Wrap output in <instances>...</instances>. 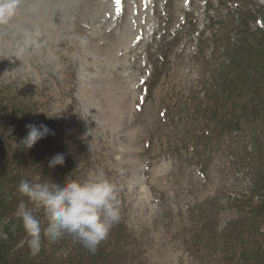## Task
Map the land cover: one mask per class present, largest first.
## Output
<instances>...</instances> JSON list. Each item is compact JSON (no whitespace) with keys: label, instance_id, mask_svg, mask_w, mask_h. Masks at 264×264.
Here are the masks:
<instances>
[{"label":"rangeland","instance_id":"1","mask_svg":"<svg viewBox=\"0 0 264 264\" xmlns=\"http://www.w3.org/2000/svg\"><path fill=\"white\" fill-rule=\"evenodd\" d=\"M208 1L18 0L16 14L0 23V86L51 94V117L68 126L71 136L55 138L71 145L64 148L68 164L85 170L81 179L102 169L118 184L128 229L147 243L152 264H196L197 253L185 240L186 235L199 249L192 229L177 220L201 197L220 198L225 205L221 229L238 217L224 190L228 181L244 177L225 170L232 142L215 155L186 112L173 106V97L189 93L179 85L193 80L199 89L210 87L207 71L217 75L231 61L217 53L216 35L230 31L237 43L245 30L264 32V0H210L209 9ZM222 24L230 28L222 30ZM26 32L39 33V46L16 56ZM219 49L226 51V44ZM215 53L225 62L213 68ZM215 82L218 86V76ZM198 145L203 160L216 158L209 166L199 163Z\"/></svg>","mask_w":264,"mask_h":264},{"label":"trees","instance_id":"2","mask_svg":"<svg viewBox=\"0 0 264 264\" xmlns=\"http://www.w3.org/2000/svg\"><path fill=\"white\" fill-rule=\"evenodd\" d=\"M221 27L222 30L230 28L225 24ZM229 34L230 31L226 35H216V45L217 53L227 55L231 61L223 64L217 75L212 69L207 71L210 87L199 89L195 80L186 86L179 85L189 88V93H175L173 106L186 112L191 128L211 142L214 153L225 151L223 144L232 142L233 146L229 148L232 160L225 170L229 176H235L232 172H236L244 177L228 181L224 190L229 191L225 202L238 217L221 229L219 215L225 205L221 204L220 198L201 197L187 211L180 212L177 224L187 222L192 229L191 240L199 249L194 248L180 230L187 246L197 253L196 264H264V232H261L264 231V32L245 30L237 43L231 42ZM224 44L227 50L221 51L219 48ZM238 49L235 56L233 51ZM217 53L210 61L213 68L225 62ZM213 80L214 83L209 85ZM9 89V84L0 86V94ZM11 90L12 94L0 95L1 264H152L147 258V243L142 239L139 243V237L131 234L123 213L95 252L66 235L55 243L45 239L37 255L30 253L27 235L16 215L21 200L27 203V198L17 191L19 182L28 179L35 183L37 178L39 182L60 183L66 178L81 179V172L85 170L68 164L69 151L64 149L71 147L64 146L68 142L63 145L55 142L56 137L68 140L71 136L68 126L57 117H51L54 112L51 94L37 89L34 92ZM28 124H44L51 129V133L31 149L20 144L27 135ZM196 151L205 164L213 163L214 158L211 162L201 158L204 149L200 145ZM57 153L64 155V165L49 168L50 158ZM39 215L44 219L42 213ZM203 250L208 253L203 254Z\"/></svg>","mask_w":264,"mask_h":264},{"label":"clouds","instance_id":"3","mask_svg":"<svg viewBox=\"0 0 264 264\" xmlns=\"http://www.w3.org/2000/svg\"><path fill=\"white\" fill-rule=\"evenodd\" d=\"M17 8L18 0H0V23L13 17ZM38 46L39 33L26 32L18 42L16 56L25 55ZM26 128L27 135L20 141L25 149H31L51 133L44 124H28ZM64 163V155L57 153L50 158L48 167L54 169ZM17 191L27 198V203L21 200L17 205L16 215L27 235L32 255L40 252L43 240L55 243L66 235L95 252L121 218L120 187L102 169L93 170L82 179L66 178L60 183L21 179Z\"/></svg>","mask_w":264,"mask_h":264}]
</instances>
